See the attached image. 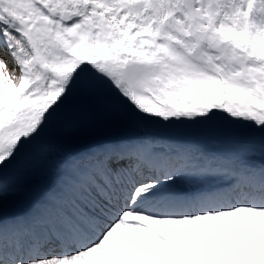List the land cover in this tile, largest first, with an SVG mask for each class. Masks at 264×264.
I'll use <instances>...</instances> for the list:
<instances>
[{
	"label": "snow or ice",
	"instance_id": "snow-or-ice-1",
	"mask_svg": "<svg viewBox=\"0 0 264 264\" xmlns=\"http://www.w3.org/2000/svg\"><path fill=\"white\" fill-rule=\"evenodd\" d=\"M70 102L61 138L141 132L63 151ZM0 264H264V0H0Z\"/></svg>",
	"mask_w": 264,
	"mask_h": 264
},
{
	"label": "rangeland",
	"instance_id": "rangeland-1",
	"mask_svg": "<svg viewBox=\"0 0 264 264\" xmlns=\"http://www.w3.org/2000/svg\"><path fill=\"white\" fill-rule=\"evenodd\" d=\"M10 59V58H9ZM72 114V103L70 102L69 107L65 110V112L58 114L56 120H54L52 127L45 134L44 140L49 143H60L63 151L68 152H79L85 151L88 148L85 147V150H80L76 147L86 146L87 144L91 145L95 143V145L112 141L119 140L123 137L140 134L141 130L135 127H131L127 124H124L120 121H106L102 122L96 127L82 131L79 133L69 134L68 136L61 138L58 136L57 131L59 124L69 118ZM220 122H214L209 125H181L176 128L164 129L161 126H151L148 131L152 133H161V132H171V129H178L182 132H193V130H200L203 132H211L214 134H218L215 129L219 126ZM219 135V134H218ZM119 136V137H118ZM128 137V136H127ZM193 139L199 140L203 145L208 147H223V141L214 140V139H198L195 137ZM98 141V143H96ZM88 145V146H89ZM76 146V147H75ZM92 146H94L92 144ZM91 146V147H92ZM77 150V151H76ZM62 153H53L49 156L48 161L44 164V166L37 168L30 174L21 177L15 184V191L12 192L8 199V209L10 212H23L26 211L29 207H24L26 205V201L28 200L27 193L30 192V195L38 188L41 187V190L38 192V197L42 194V192L49 186L51 183L55 171H56V162L61 158ZM20 188V189H19Z\"/></svg>",
	"mask_w": 264,
	"mask_h": 264
},
{
	"label": "bare ground",
	"instance_id": "bare-ground-1",
	"mask_svg": "<svg viewBox=\"0 0 264 264\" xmlns=\"http://www.w3.org/2000/svg\"><path fill=\"white\" fill-rule=\"evenodd\" d=\"M36 171V170H35ZM20 189V188H19Z\"/></svg>",
	"mask_w": 264,
	"mask_h": 264
}]
</instances>
